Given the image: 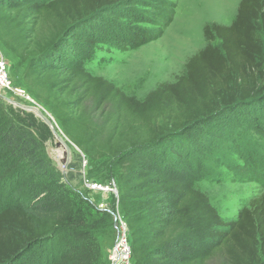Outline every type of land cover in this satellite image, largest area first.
<instances>
[{
    "label": "trees",
    "instance_id": "1",
    "mask_svg": "<svg viewBox=\"0 0 264 264\" xmlns=\"http://www.w3.org/2000/svg\"><path fill=\"white\" fill-rule=\"evenodd\" d=\"M124 1L0 0V47L24 66L28 95L79 149L76 157L86 165L109 162L102 167L116 180L132 264H213L216 258L220 264H264V192L226 222L205 192L164 164L181 154V139L197 124L223 109L264 101V0H239L229 24H205L204 44L186 61V73L142 100L93 75L84 56L64 45L94 13ZM145 34L134 32L131 43L142 44ZM7 104L0 96V165L11 162L14 186L19 173L25 175L30 203L0 205V264L32 258L37 264H100L87 242L74 248L77 232L93 227L95 208L80 191L64 187L33 135L37 122ZM165 144L174 148L155 151ZM59 232L64 249L56 251Z\"/></svg>",
    "mask_w": 264,
    "mask_h": 264
},
{
    "label": "rangeland",
    "instance_id": "2",
    "mask_svg": "<svg viewBox=\"0 0 264 264\" xmlns=\"http://www.w3.org/2000/svg\"><path fill=\"white\" fill-rule=\"evenodd\" d=\"M238 1L126 0L94 13L75 30L77 36L67 39L64 45L70 54L75 52L84 56L86 68L93 75L110 81L126 95L142 100L150 90L164 83H173L186 73V61L204 44L203 26L211 22L229 24L235 16ZM136 31L146 34L142 37V44L134 46L130 36H134ZM0 52L10 64L8 73L13 88L0 91V96L8 103L9 110L37 122L33 135L43 143L44 156L60 172L64 187L70 185L80 191L82 198L96 209L93 227L77 232L74 248H82L85 241L89 251L100 256V264H110L107 257L116 239L112 214L120 211L119 194L116 197L114 193L94 192L84 185V179L91 176L102 180L100 182L104 185L116 186L115 178L107 175L105 167H102L103 162V166L109 162L86 165L83 158L76 157L79 149L69 142L51 114L28 95L22 82L24 66H18L1 47ZM18 103L41 108L68 144L69 155L43 119ZM197 126L190 135L181 139V154L175 156L174 161L171 160L173 162L163 163L177 171V178L205 192L222 220L229 222L236 218L250 198L264 192V101L258 105L239 104L231 110L223 109L216 117ZM173 148L174 144H165L164 147H156L155 151ZM10 163L0 165V205L19 199L27 206L30 199L25 193L28 190H24L27 186L22 183L25 175L19 173L15 186L16 181L9 183ZM21 164L20 161L17 163L18 166ZM69 172L74 175L71 181L67 178ZM38 184V189H42ZM10 185L13 187L11 190ZM54 240H57L54 242L55 250H63L65 238L62 233H57ZM204 241L207 245L212 244L210 240ZM221 262L219 258L212 261L213 264ZM29 264L37 262L32 258Z\"/></svg>",
    "mask_w": 264,
    "mask_h": 264
},
{
    "label": "built area",
    "instance_id": "3",
    "mask_svg": "<svg viewBox=\"0 0 264 264\" xmlns=\"http://www.w3.org/2000/svg\"><path fill=\"white\" fill-rule=\"evenodd\" d=\"M9 62L8 59L0 52V91L13 90L12 82L9 77ZM86 160H84V163ZM84 185L94 192H109L118 196V191L113 184L112 186L104 185L99 182L89 181L84 179ZM110 211L108 207L104 208ZM114 229L116 234L115 242L109 251L108 260L110 264H132L131 263V247L129 239V230L126 221L119 214V212L113 213Z\"/></svg>",
    "mask_w": 264,
    "mask_h": 264
},
{
    "label": "water",
    "instance_id": "4",
    "mask_svg": "<svg viewBox=\"0 0 264 264\" xmlns=\"http://www.w3.org/2000/svg\"><path fill=\"white\" fill-rule=\"evenodd\" d=\"M6 100H8V101H11L12 103H16L17 104V102H15V101H13V100H10L9 98H6V97H4ZM18 105H20V106H22V107H25L26 109H28V110H30V111H35L42 119H43V121L51 128V130H52V132H53V134L56 136V138L59 140V143L61 144V140L63 139L61 136H60V134H58V132L56 131V129L54 128V126H53V124H52V122H51V120H50V118H48L47 116H45L43 113H42V111H41V108L39 107V106H24V105H22V104H20V103H18ZM64 143V145H65V149H66V153H67V155H69V153H70V148H69V146H68V144L66 143V141H64L63 142Z\"/></svg>",
    "mask_w": 264,
    "mask_h": 264
},
{
    "label": "bare ground",
    "instance_id": "5",
    "mask_svg": "<svg viewBox=\"0 0 264 264\" xmlns=\"http://www.w3.org/2000/svg\"><path fill=\"white\" fill-rule=\"evenodd\" d=\"M42 113H43V112H42ZM63 142H64V140L62 139V140H61V144H62V146H64V147H65V145H64V143H63ZM59 153H60V152H59Z\"/></svg>",
    "mask_w": 264,
    "mask_h": 264
}]
</instances>
